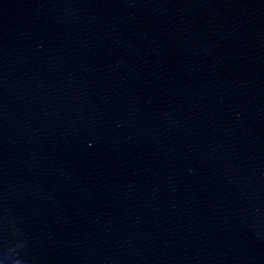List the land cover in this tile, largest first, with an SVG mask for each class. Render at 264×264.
<instances>
[{
    "label": "water",
    "instance_id": "1",
    "mask_svg": "<svg viewBox=\"0 0 264 264\" xmlns=\"http://www.w3.org/2000/svg\"><path fill=\"white\" fill-rule=\"evenodd\" d=\"M0 264H264V0H0Z\"/></svg>",
    "mask_w": 264,
    "mask_h": 264
}]
</instances>
